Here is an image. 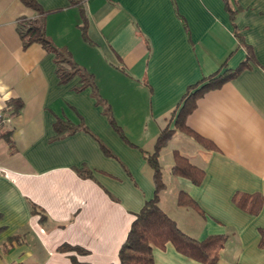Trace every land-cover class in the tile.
Listing matches in <instances>:
<instances>
[{"label":"crops","instance_id":"1","mask_svg":"<svg viewBox=\"0 0 264 264\" xmlns=\"http://www.w3.org/2000/svg\"><path fill=\"white\" fill-rule=\"evenodd\" d=\"M74 1L80 6L36 0L48 12L45 33L91 74L124 138L90 89L76 92L77 78L58 82L53 55L39 44L22 47L17 23L35 12L20 0H0V113L10 119L0 127V264H72L69 255L79 264L118 262L135 214L154 193L145 156L157 136L174 129L191 85L223 62L235 69L245 61L235 28L254 61L206 91L186 117L187 128L207 143L176 130L159 151L165 183L159 206L193 239L224 235L217 264H264L258 247L264 227V0H227L237 11L234 25L224 0ZM56 118L90 133L56 138ZM176 133L187 140L164 150ZM175 152L203 171L199 185L172 174ZM80 168L91 178L79 176ZM179 192L198 209L179 206ZM241 196L259 199L256 213L237 205ZM63 244L86 253L59 252ZM152 256L156 264H200L171 244L154 248Z\"/></svg>","mask_w":264,"mask_h":264},{"label":"trees","instance_id":"2","mask_svg":"<svg viewBox=\"0 0 264 264\" xmlns=\"http://www.w3.org/2000/svg\"><path fill=\"white\" fill-rule=\"evenodd\" d=\"M225 1L226 10L229 13L231 23H234L236 10H233ZM26 7L35 12V17L30 19H22L17 23V32L19 34L22 47L27 48L32 44H39L49 54L53 55V63L55 64V74L60 84H67L74 78H78V86L74 87L76 92L90 89L91 96L95 100V104L102 108V112L107 116L112 128L124 138L120 128L116 125L109 106L100 98L93 82L91 74L87 73L82 67L77 65L71 58L66 49L55 46L48 38L44 29V17L48 13L44 11L36 0H20ZM73 5H79L78 2L70 0ZM82 27L87 23V16L84 10L80 8ZM234 25V24H233ZM239 46L242 45L247 50V56L237 68L228 69L226 62H223L217 72L208 76L201 82L191 85L182 97L180 106L175 116L174 129L162 130L156 138L154 150L151 154L146 155L145 159L149 167L152 169V181L154 185V193L152 198L145 201L141 209L135 214V218L130 225L129 231L124 242L118 250V262L113 264H156L153 260L152 251L154 248L164 249L167 244H171L175 251L180 255L198 262L200 264H217L219 252L224 247L226 237L224 235H209L199 241L191 238L181 229L177 227L174 220L171 219L159 206L160 193L165 189V183L162 178V170L158 163L157 156L159 151L169 142L173 132L176 130L189 133L201 143H207L203 138L191 132L185 125L186 117L195 108L196 100L206 91L218 88L222 84L233 79L238 73L244 69H248L254 61L252 50L243 43L241 35L236 31ZM67 65L69 71L64 67ZM9 106L14 112L19 110L20 104L10 103ZM55 135L59 138L69 135L77 130L90 133L83 125H73L68 121L56 118L53 124ZM7 144L10 145L8 135H4ZM103 153L112 156L111 151L100 141H98ZM172 174L189 180L193 185H199L203 180V171L191 164L187 158L174 153V163L172 166ZM79 176L83 178H91L92 174L85 168L77 169ZM237 205L241 209H245L250 213H256L259 207V199L256 197L241 196L236 200ZM178 205L182 207H192L198 209L197 205L184 192L178 194ZM34 208V207H33ZM36 210V208H34ZM41 218L44 214L40 210H36ZM259 241L258 247L264 249V227L258 230ZM59 252L77 254H85L86 251L75 246L63 244L58 247ZM72 264H79L73 255H69Z\"/></svg>","mask_w":264,"mask_h":264},{"label":"rangeland","instance_id":"3","mask_svg":"<svg viewBox=\"0 0 264 264\" xmlns=\"http://www.w3.org/2000/svg\"><path fill=\"white\" fill-rule=\"evenodd\" d=\"M64 67L69 71V68L67 67V65H64ZM78 79V78H77ZM187 137L181 135V133H176L175 136L173 137V140L171 141V143H169L168 147H166L167 149L164 150H170L171 147L182 144L183 140H187ZM165 152V151H164ZM162 163V161H161ZM162 167H166V161L161 164Z\"/></svg>","mask_w":264,"mask_h":264},{"label":"built area","instance_id":"4","mask_svg":"<svg viewBox=\"0 0 264 264\" xmlns=\"http://www.w3.org/2000/svg\"><path fill=\"white\" fill-rule=\"evenodd\" d=\"M10 122V119L8 116L0 113V127L3 126L4 124H7Z\"/></svg>","mask_w":264,"mask_h":264}]
</instances>
